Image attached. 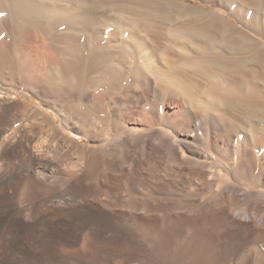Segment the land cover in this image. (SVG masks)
<instances>
[{"label": "bare ground", "instance_id": "6f19581e", "mask_svg": "<svg viewBox=\"0 0 264 264\" xmlns=\"http://www.w3.org/2000/svg\"><path fill=\"white\" fill-rule=\"evenodd\" d=\"M200 1L0 0V264H264V0Z\"/></svg>", "mask_w": 264, "mask_h": 264}, {"label": "rangeland", "instance_id": "374dc122", "mask_svg": "<svg viewBox=\"0 0 264 264\" xmlns=\"http://www.w3.org/2000/svg\"><path fill=\"white\" fill-rule=\"evenodd\" d=\"M186 1H190V2H194V3H196V4H202V2L200 1V0H186ZM1 21H2V19H1ZM1 24H2V22H1ZM1 26V25H0ZM2 33V32H1ZM4 33H3V37H4ZM21 91L22 92H24L25 94H27V95H30L31 97H33L29 92H25L24 90H22L21 89ZM33 100L36 102V103H38V100L36 99V98H33ZM74 136V135H73ZM75 138H77V139H79V140H81V141H86V139L85 138H80V137H78V136H74Z\"/></svg>", "mask_w": 264, "mask_h": 264}, {"label": "snow or ice", "instance_id": "6c2138e0", "mask_svg": "<svg viewBox=\"0 0 264 264\" xmlns=\"http://www.w3.org/2000/svg\"><path fill=\"white\" fill-rule=\"evenodd\" d=\"M0 15H2V13H0Z\"/></svg>", "mask_w": 264, "mask_h": 264}]
</instances>
